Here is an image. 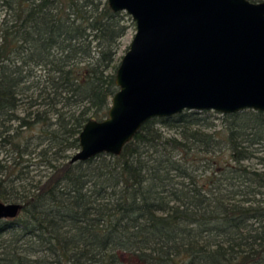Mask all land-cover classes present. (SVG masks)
<instances>
[{"label": "trees", "instance_id": "obj_1", "mask_svg": "<svg viewBox=\"0 0 264 264\" xmlns=\"http://www.w3.org/2000/svg\"><path fill=\"white\" fill-rule=\"evenodd\" d=\"M126 30L106 0H0V201L22 206L0 264H264V112L151 119L120 155L69 163Z\"/></svg>", "mask_w": 264, "mask_h": 264}, {"label": "water", "instance_id": "obj_2", "mask_svg": "<svg viewBox=\"0 0 264 264\" xmlns=\"http://www.w3.org/2000/svg\"><path fill=\"white\" fill-rule=\"evenodd\" d=\"M135 34L115 71L107 117L89 120L69 163L120 155L151 119L184 111L264 112V1L106 0ZM22 206L0 201V220Z\"/></svg>", "mask_w": 264, "mask_h": 264}, {"label": "rangeland", "instance_id": "obj_3", "mask_svg": "<svg viewBox=\"0 0 264 264\" xmlns=\"http://www.w3.org/2000/svg\"><path fill=\"white\" fill-rule=\"evenodd\" d=\"M264 0H255V2H263ZM123 18H124V22L126 23L127 25V30L124 34V36L120 39V43H119V48H118V51H117V55H116V61L115 63L118 64L121 57L124 55V53L126 52L134 34H135V24L134 22L132 21L131 17L128 16L127 14H125L124 12L121 13ZM211 112V111H209ZM209 115V114H208ZM209 120H208V123H209V128H208V131H218L222 128L223 126V123H222V114L220 113H216V112H212V114L209 115ZM75 153V152H74ZM72 153L71 156L74 154ZM260 155V154H258ZM247 165H251V166H254V167H260V166H257L259 163L258 160L256 159H253L249 162H245ZM125 259V258H124ZM128 264H139L137 261L135 260H130V259H127L126 260Z\"/></svg>", "mask_w": 264, "mask_h": 264}]
</instances>
